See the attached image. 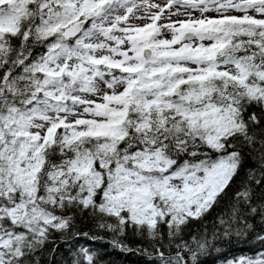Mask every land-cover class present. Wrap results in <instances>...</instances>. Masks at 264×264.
I'll use <instances>...</instances> for the list:
<instances>
[{"label": "snow or ice", "instance_id": "1", "mask_svg": "<svg viewBox=\"0 0 264 264\" xmlns=\"http://www.w3.org/2000/svg\"><path fill=\"white\" fill-rule=\"evenodd\" d=\"M105 247L264 264V0H0V264Z\"/></svg>", "mask_w": 264, "mask_h": 264}, {"label": "trees", "instance_id": "2", "mask_svg": "<svg viewBox=\"0 0 264 264\" xmlns=\"http://www.w3.org/2000/svg\"><path fill=\"white\" fill-rule=\"evenodd\" d=\"M212 217L209 216L206 218V222L210 225ZM195 227V226H193ZM103 259L105 264H144V260L138 255L124 254L117 250L111 248H102L101 249ZM241 252L246 254H251L250 249L247 246H236L233 247V254H240ZM218 257L216 255L209 256L205 259V264H217Z\"/></svg>", "mask_w": 264, "mask_h": 264}, {"label": "rangeland", "instance_id": "3", "mask_svg": "<svg viewBox=\"0 0 264 264\" xmlns=\"http://www.w3.org/2000/svg\"><path fill=\"white\" fill-rule=\"evenodd\" d=\"M158 2H163V0H158Z\"/></svg>", "mask_w": 264, "mask_h": 264}]
</instances>
